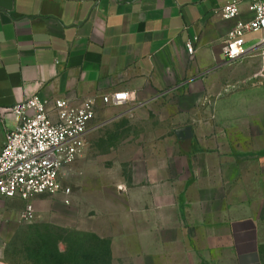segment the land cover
<instances>
[{"label":"crops","instance_id":"obj_1","mask_svg":"<svg viewBox=\"0 0 264 264\" xmlns=\"http://www.w3.org/2000/svg\"><path fill=\"white\" fill-rule=\"evenodd\" d=\"M230 1L0 0V154L14 126L2 110L34 95L95 97L94 124L157 127L128 138L138 144L114 176L88 183L92 215L75 229L108 240L111 264H264L263 33L229 62V32L254 18L251 0L223 18ZM119 92L135 98L102 101ZM25 206L0 197V264H25L10 244Z\"/></svg>","mask_w":264,"mask_h":264},{"label":"built area","instance_id":"obj_2","mask_svg":"<svg viewBox=\"0 0 264 264\" xmlns=\"http://www.w3.org/2000/svg\"><path fill=\"white\" fill-rule=\"evenodd\" d=\"M240 2H228L222 8L223 18H238ZM250 10L254 18L239 20L229 32L224 49L229 62L239 61L249 53L247 33L262 32L259 48L264 47V0H251ZM187 47L193 56V42ZM262 72L264 74V52ZM101 98L106 105L121 106L135 97L130 92H119ZM2 112L4 119L13 120L14 126L7 129L0 154V197L25 200L20 218L22 222L31 223L36 217L35 206L30 202L33 196L56 195L60 191L71 193L70 188H62L61 180L67 169L83 155L88 136L102 126L94 124L97 100L87 97L76 105L68 98L42 101L34 95Z\"/></svg>","mask_w":264,"mask_h":264},{"label":"rangeland","instance_id":"obj_3","mask_svg":"<svg viewBox=\"0 0 264 264\" xmlns=\"http://www.w3.org/2000/svg\"><path fill=\"white\" fill-rule=\"evenodd\" d=\"M178 96L182 97V94ZM125 121L102 125L90 135L82 155L90 163L89 166L83 167L84 169L80 168L85 173L68 171L62 177V188L71 189L69 195L60 191L56 195L45 193L35 195L30 199V202L35 206L36 217L31 223L23 222L16 225V228L25 231L24 236H16L10 242L11 245L15 246V251L19 253L16 255L18 257L19 255L23 256L25 264L28 259L30 264H53L49 261L50 257H45L41 250L46 247L54 249L52 244L59 240H68L69 243L70 241L73 243L84 241L87 244L93 242V239L88 235L72 233L78 231L75 228L78 225H83V221L87 226L89 222H86L85 218L88 219L92 215L86 212L89 206L87 192L93 191L88 183L90 181L102 183L110 174L114 176L115 166L120 165L119 161L124 159L125 152L138 144L135 139L127 141L128 138L131 136L141 137L143 133L149 136L157 128L154 126V122L141 124L140 121H134V124L127 126L124 125ZM159 127L164 126L159 125ZM73 165L75 166V163ZM130 170V164H123V173L126 179L130 176ZM61 241L60 249L66 251L67 246ZM59 259L61 260L60 257ZM17 260L21 261L20 259ZM63 260L64 263L61 264H69L68 256H64Z\"/></svg>","mask_w":264,"mask_h":264},{"label":"trees","instance_id":"obj_4","mask_svg":"<svg viewBox=\"0 0 264 264\" xmlns=\"http://www.w3.org/2000/svg\"><path fill=\"white\" fill-rule=\"evenodd\" d=\"M74 234L83 236H90L93 242L87 244L84 241L71 242L68 240H59L52 244V248H42L45 257L48 256L50 263L61 264L64 263L63 257L68 256L69 264H111V246L110 242L102 239L95 234L87 232L74 231ZM60 241L66 244L67 250L60 249ZM61 258V260L59 259Z\"/></svg>","mask_w":264,"mask_h":264}]
</instances>
